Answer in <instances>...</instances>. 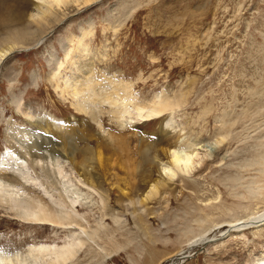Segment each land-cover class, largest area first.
<instances>
[{"label":"rangeland","instance_id":"1","mask_svg":"<svg viewBox=\"0 0 264 264\" xmlns=\"http://www.w3.org/2000/svg\"><path fill=\"white\" fill-rule=\"evenodd\" d=\"M17 2L0 0V20ZM37 3L41 0H25L24 7L35 14ZM66 13L51 33L36 44L41 36L34 34L28 41L34 45L10 53L0 68V153L10 144L19 146L12 139L15 129L61 145L57 132L36 124L43 120L55 122L59 133L72 127L83 132L89 138L77 142L83 149L95 148L97 141L113 145L114 136L127 137L129 151H105L104 165L96 168L114 209L121 189L130 192L122 202H138L136 212L132 207L124 216L114 214L118 224L110 212L98 228L101 215H89V230L97 231L96 237L86 240L78 258L68 264H252L264 259V224L250 221L240 229L198 236L218 221L242 223L264 210V0H101ZM1 36L6 35L0 31ZM82 36L88 49L83 54L77 51ZM87 76L108 93L113 86H131L130 106L158 102L157 97L186 98L180 97V107L165 115L170 129L160 125L161 119L140 122L132 107L115 116L113 106L100 102L95 122L73 107ZM15 97L19 110L27 109L34 119L18 112ZM178 139L198 141L204 156L200 172L185 182L176 179L154 201L141 205L146 183L158 180L159 173L144 164L145 175L137 173L143 158L135 150L150 142L161 149ZM73 177L79 179L74 171ZM92 197L100 203L98 194ZM139 214L146 218L142 231L148 229L156 242L136 227ZM64 236L49 227L21 224L0 206V254L15 252L22 258L30 246L60 242ZM192 239L194 244L187 245Z\"/></svg>","mask_w":264,"mask_h":264},{"label":"bare ground","instance_id":"2","mask_svg":"<svg viewBox=\"0 0 264 264\" xmlns=\"http://www.w3.org/2000/svg\"><path fill=\"white\" fill-rule=\"evenodd\" d=\"M24 1L18 0L17 6L1 17L0 31L6 36H1L0 40L2 42L0 43V68L11 55L10 53L17 50H28L31 48L30 46L42 40L48 30L51 33L53 31L51 27L58 26L67 17L66 12L71 9H74V11L82 10L101 0H41V3L44 2L43 5L41 3L34 4L35 14L26 11ZM36 33L37 36L41 37L35 40L34 44H29V39ZM86 35L85 32L84 36ZM84 36L77 41V51L81 54L88 51L83 43ZM84 73L89 74L90 69L86 68ZM91 80L92 78L87 76L84 80V87L75 92V95H81V97L73 104V107L78 113L90 115V118L95 122L100 115V111L96 112L95 110L96 103L100 102L113 106L114 111L112 113L115 116H124L130 112L132 107L131 110L135 111L136 118H139L140 122L161 119L160 125L165 124V127L170 129L172 128L171 120H168V117L164 118L165 115L167 112H173L180 107V97L182 99L186 98L183 95L178 96L179 98H176V96L157 97L158 102L152 99L151 102H134L135 104L130 106L128 101L131 98V86H113V90L108 93L101 90V88H104L98 87L97 83L93 84ZM16 99L15 97L12 102H15L18 112L24 118L34 119L28 114L27 109L25 111L19 110L21 106L17 104ZM36 124L40 125L39 128L44 131L58 133L59 142L62 141L61 145L50 138H40L39 141L37 140L38 137L22 134L19 129H15L12 139H15L16 144H19V146L16 147L15 144H10L13 147L12 149L10 147L11 150L6 148L5 154L0 153V204L5 205L6 209L10 210L12 218L21 224L49 227L52 230L65 233V236L61 241L59 240L60 242L54 241L53 244L41 243L34 247L30 246L31 248L26 250V256L22 258L15 252L8 255L1 253L0 264H68L69 261L74 260V257H77L76 255L82 249L86 240L89 241L92 238L93 241L96 237L94 234L97 231L92 232L91 229L89 230L90 222H87L88 219L90 220L89 215L94 216L95 211L101 215V219L96 224L98 228H101L103 220L110 216V212L113 213V216H111L112 221L118 224V219L114 217L116 214L124 216L132 207L135 210L133 213L137 210L136 204L138 202L133 200L128 204L122 202L121 197H130V192L119 189L118 195L114 193L116 195L114 199L117 202V205H115L117 211H115L116 209L110 203L108 195L105 196L104 186L96 168L97 164L104 165L102 163L105 161V151H108V153L110 151L114 153L129 151L125 147L129 138L114 136L112 137L113 145L97 141L95 148L86 146L83 149L78 146L77 142L81 139L86 141L89 138L83 132H77V128L72 127L69 131L59 133L55 122L43 120L42 123L38 121ZM225 132L229 135V131ZM187 142L178 139L175 143H170L169 146H163L161 149L157 148V143L153 144L152 142L137 147L135 151L143 158V162H139L137 169H135L137 173L145 175L146 169L142 168V164H144L143 166H153L159 173L158 180L151 178L146 183V189L142 191L143 198L139 202L141 205L146 206L147 202L154 201L160 191L168 188V185L176 179L185 182L187 178L200 172L199 169L204 163V156L198 149L199 143H197L198 141ZM62 159L65 161H62ZM64 162H69L71 165L69 170L66 169ZM4 164H7V167H4ZM73 171L78 174V180L73 177ZM136 192H138V183L135 185L133 193ZM93 194L100 196V203L93 201ZM79 212L83 213L82 218L79 217ZM137 220L135 225L142 231L146 218L139 214ZM241 221L242 219L218 221L217 224L203 229L201 233L198 230L200 233H198V236L203 238L213 230L215 232L216 230L225 231L229 227L240 229L247 226L250 221L255 225L260 223L262 225L264 224V210L261 213L250 215L242 223ZM144 230V232L142 231L143 235H149L148 229ZM152 236H147L150 242L153 240ZM193 244L194 241L192 244L188 242L187 245L192 246ZM182 247L180 250L178 249L179 252H176V255L181 253ZM163 263L164 260L158 264ZM252 264H264V259H258Z\"/></svg>","mask_w":264,"mask_h":264},{"label":"snow or ice","instance_id":"3","mask_svg":"<svg viewBox=\"0 0 264 264\" xmlns=\"http://www.w3.org/2000/svg\"><path fill=\"white\" fill-rule=\"evenodd\" d=\"M4 94V88H3V80L0 78V97H2ZM2 102V101H0Z\"/></svg>","mask_w":264,"mask_h":264}]
</instances>
